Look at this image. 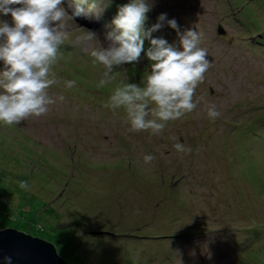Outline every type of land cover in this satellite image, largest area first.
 I'll return each instance as SVG.
<instances>
[{
    "label": "rangeland",
    "instance_id": "rangeland-1",
    "mask_svg": "<svg viewBox=\"0 0 264 264\" xmlns=\"http://www.w3.org/2000/svg\"><path fill=\"white\" fill-rule=\"evenodd\" d=\"M235 1L147 0L151 10L145 28L165 13L181 30L195 29L211 64L195 92L197 108L169 121L158 135L129 132L124 110L106 107L118 86H142L148 72L144 61L145 69L134 64L114 68L111 82L102 86L108 94L99 91L104 68L90 56L83 37L85 31L95 32L107 47L111 0H98L86 17L74 18L53 71L75 80V87L50 88V95L65 100L41 117L0 124V228L46 240L45 234L58 235L66 254L64 246L52 243L67 264V242L85 264H236L244 250L252 251L246 252L247 264H264V132L256 136L246 117L257 115V103L264 106V46L253 43L258 34L245 29L247 14ZM75 2L64 0L62 6L71 14L69 4ZM0 20L11 24L10 16L0 15ZM152 36L178 46L176 32L167 25ZM213 104L220 112L215 120L208 116ZM176 143L191 151L177 152ZM146 154L155 157L150 164L143 161ZM28 170L40 171L39 176L51 171L53 184L40 183L37 175L29 182L31 176L15 172ZM74 174L80 182L63 195L66 176ZM22 180L30 183L28 190L19 188ZM35 190L50 193L52 204L43 205ZM62 214L66 217L57 223ZM84 226L114 234L79 240L87 235V230L77 235ZM127 232L139 236L129 238ZM242 240L248 244L238 251L235 242Z\"/></svg>",
    "mask_w": 264,
    "mask_h": 264
},
{
    "label": "clouds",
    "instance_id": "clouds-1",
    "mask_svg": "<svg viewBox=\"0 0 264 264\" xmlns=\"http://www.w3.org/2000/svg\"><path fill=\"white\" fill-rule=\"evenodd\" d=\"M63 3L64 0H0V15L11 17V24L0 20V124L19 125L30 117H41L50 106L65 100L64 95H50V88L75 87V80H63L53 68L61 47L70 39L69 23L86 17L88 11L97 7L98 0H76L69 4L71 14ZM16 5L19 7H13ZM150 10L147 0H131L120 6L111 21L112 30L105 36L107 47L101 46L95 32L85 31L83 38L90 44V56L104 68L101 86L111 82L114 68L139 62L145 52L144 42L149 41L145 55L151 62L150 70L144 74L142 86L127 82L118 86L106 107L124 110L129 132L150 131L158 135L169 121L197 108L195 92L211 64L206 50L200 47L202 34L195 29L181 30L176 20L167 19L165 13L145 28ZM165 25L176 32L178 46L162 37L153 38L152 33ZM208 116L213 120L220 116L214 104L208 107ZM174 147L180 153L191 151L182 143ZM154 159L151 154L143 157L145 164ZM18 186L22 190L29 188L23 180Z\"/></svg>",
    "mask_w": 264,
    "mask_h": 264
},
{
    "label": "trees",
    "instance_id": "trees-1",
    "mask_svg": "<svg viewBox=\"0 0 264 264\" xmlns=\"http://www.w3.org/2000/svg\"><path fill=\"white\" fill-rule=\"evenodd\" d=\"M234 2H236L235 0H233ZM131 1L130 0H111V2L109 3V5H108V7H107V10H106V14H111L112 13V17L111 18H109V20H111L112 21V19L114 18V16L116 15V13H117V11H118V8L120 7V6H122V5H125V4H127V3H130ZM239 4H241L242 5V12H244L245 14H247L245 17H247V19H246V22H243V25H244V27H245V29H251V30H253L252 32H254L255 33V35L256 34H258V36H255V38L253 39V43L254 44H258V43H260L261 44V46H264V32H262L261 31V29L262 28H264V0H239ZM254 5H256L255 7H254ZM240 7V6H239ZM254 14V15H253ZM255 15H257V16H255ZM144 44H146L148 47L150 46V44H149V41L146 39L145 40V42H144ZM144 49H145V52L147 51V49H146V46H144ZM145 52H142L141 53V58H140V60H139V62H137V63H135L134 65L135 66H137L138 68L139 67H141L142 65H141V61L143 62L144 61V63L146 64V66H148V68H146L148 71H149V65H150V61L148 60V58L146 57V55H145ZM146 61V62H145ZM144 64V65H145ZM144 65L142 66L144 69H145V67H144ZM85 68V67H84ZM87 68H85V70H86ZM99 87V91L100 92H102V93H105L106 95L108 94V93H106V89H105V87H103L102 88V86H98ZM255 100V104L259 101L258 100V96L254 99ZM250 103H251V101H250ZM259 106H260V108L259 107H257V108H255L256 110H259V112L257 113V115H254L253 113H250V115H248V116H246V117H248L247 119H248V124H249V126H251V131L256 135V136H258V135H260V134H262L263 132H264V126L262 127V129H258L257 130V128H258V126L259 125H261V124H263L264 125V106L262 107L261 105H260V103H257ZM251 122V123H250ZM259 122V123H258ZM44 156V155H43ZM45 157V156H44ZM32 158V157H31ZM45 158H47V157H45ZM34 160V159H33ZM50 159H48L47 158V161H48V163H50L51 164V161H49ZM51 165H53L54 167H55V165L54 164H51ZM73 167V169L74 170H78L76 167L74 168V166H72ZM53 169H56V167L55 168H53ZM79 171V170H78ZM15 172H18V174H17V176L18 177H22V176H25V177H27V176H31V178H30V181L29 182H31L32 180H34L33 178V176L34 175H37V177L35 176V178L37 179V180H39V182L40 183H42V184H44V183H49V185H52L53 184V176H52V174H51V171H50V173L48 174V175H44V176H39L38 175V173L40 172V171H34V170H31V171H23L22 173H20L21 171H15ZM73 174V173H72ZM71 174V175H72ZM70 175V176H71ZM67 177L66 176V178H65V182L63 183V187L60 189V191L62 190V192L64 191V190H68L69 188H70V190H72V189H74V186L73 185H75V186H77V184L76 183H79L80 182V179H77L76 178V176H75V174H74V176H71V177ZM53 180V181H52ZM64 181V180H63ZM62 181V182H63ZM28 182V183H29ZM76 182V183H75ZM30 184V183H29ZM167 185H169V184H167ZM169 186H171V184L169 185ZM34 187H36V188H38V187H41V184L40 185H34ZM52 187V186H51ZM50 187V188H51ZM73 187V188H72ZM79 187V186H78ZM77 188V187H76ZM39 189V188H38ZM79 189H81L80 187L78 188V191H79ZM78 191H76L74 194H78ZM35 192H37L36 194H34L33 196L34 197H39V198H41V200L43 201V205H46V204H48V206H50L51 204H52V202L54 201V197H50V198H48V196H49V194L50 193H46V192H39V191H37V190H35ZM39 193V194H38ZM66 192H63V195L65 194ZM81 194H85V192L83 191V189L81 190ZM44 195V196H43ZM82 199H84V196L83 195H79ZM46 197V198H45ZM101 197V196H100ZM98 198V197H97ZM98 200V199H97ZM82 213H81V211L79 210V215L78 216H80ZM66 216H64L63 214H62V218L61 217H59V221L57 222V223H59V222H61L62 221V219H64ZM96 218V217H95ZM82 220L83 219H81V220H79L78 222H77V226L80 224V223H82ZM84 223V222H83ZM85 228H87V227H83V229L84 230H81L80 232H79V234H77V235H81L82 234V232L83 231H86L87 230V235H83V236H79L80 238H79V240H82L83 238H85L86 236H89V237H91L92 236V234L93 235H95V234H99V235H101V234H107V230H103V229H93V228H90V229H85ZM241 228H244V227H241ZM240 228V229H241ZM240 229H237L239 232H240ZM112 232H109L108 234H111ZM241 233H242V230H241ZM89 234H91V235H89ZM107 234V235H108ZM112 234H114V233H112ZM126 234V237H129V238H135V237H138L139 236V234H135L134 232L132 233V232H127V233H125ZM125 234H122V233H120V235H125ZM48 238V240H50L51 242L52 241H57L58 242V244L59 245H61V248H62V246H64V241H62L61 239H59V238H57L56 236H58V235H55L54 236V234H45ZM169 236H172V235H168V237ZM53 237V239H51ZM243 238V237H242ZM73 241V243H75V241L74 240H72ZM244 240H242L240 243L238 242V241H234L235 242V248H237V250L238 251H240V250H242V249H244V247L243 246H246L247 244L245 243V242H243ZM60 242H63V243H60ZM79 242V241H78ZM77 242V243H78ZM68 243V245H69V247H71V250H70V255L67 257V258H70L71 260V264H85V262H83V261H78L77 260V254H76V252L75 253H73L72 251V248H73V246L72 245H70V243L69 242H67ZM55 244V243H54ZM251 248H253V247H251ZM65 246L63 247V250H62V252H64L65 250ZM250 250H252V249H250ZM253 251H254V249H253ZM246 252H248V250L247 251H245L244 250V252L242 251V255H240V258L238 259V261L236 262V264H243V262H244V264H247V262H246V260L249 258V257H247V254H246ZM251 252L252 251H250V252H248V256L251 254ZM65 254H66V252H64ZM62 257V256H61ZM241 258H242V260H241ZM244 258H246V260L244 259ZM244 259V260H243Z\"/></svg>",
    "mask_w": 264,
    "mask_h": 264
},
{
    "label": "water",
    "instance_id": "water-1",
    "mask_svg": "<svg viewBox=\"0 0 264 264\" xmlns=\"http://www.w3.org/2000/svg\"><path fill=\"white\" fill-rule=\"evenodd\" d=\"M0 264H67L55 245L14 228H0Z\"/></svg>",
    "mask_w": 264,
    "mask_h": 264
}]
</instances>
